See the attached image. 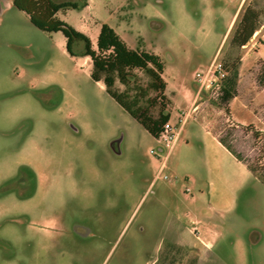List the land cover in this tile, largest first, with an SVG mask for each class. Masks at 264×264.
I'll return each instance as SVG.
<instances>
[{"label":"rangeland","instance_id":"rangeland-1","mask_svg":"<svg viewBox=\"0 0 264 264\" xmlns=\"http://www.w3.org/2000/svg\"><path fill=\"white\" fill-rule=\"evenodd\" d=\"M12 1L0 0V264H150L151 254L158 264H264V34L242 61L250 46L223 40L224 0H88L58 13L92 39L106 25L129 49L141 38L160 57L180 128L165 159L90 79V59L70 57L61 33L38 30ZM251 5L264 24V0ZM215 57L228 70L237 63L227 104L195 79ZM21 165L39 175V190L10 186ZM194 217L210 226L213 247L173 239L188 236Z\"/></svg>","mask_w":264,"mask_h":264},{"label":"trees","instance_id":"trees-1","mask_svg":"<svg viewBox=\"0 0 264 264\" xmlns=\"http://www.w3.org/2000/svg\"><path fill=\"white\" fill-rule=\"evenodd\" d=\"M12 5L24 12L38 30L61 33L70 57H88L91 61L90 79L101 82L105 92L153 138H157L163 125L170 120L167 112L170 101L165 94L166 82L162 76L164 64L158 55L145 50L141 38L137 39L134 50L129 49L113 29L103 25L94 48L86 34L56 17L58 12L82 10L88 0H13ZM260 17V11L250 4L232 35L230 46H245L260 28ZM223 66L227 76L218 100L227 104L236 96L238 69L237 63H233L231 70ZM258 81L264 85L263 62ZM225 147L230 151L228 146ZM23 172L29 174L34 186V173L28 167H21L20 174Z\"/></svg>","mask_w":264,"mask_h":264},{"label":"crops","instance_id":"crops-1","mask_svg":"<svg viewBox=\"0 0 264 264\" xmlns=\"http://www.w3.org/2000/svg\"><path fill=\"white\" fill-rule=\"evenodd\" d=\"M224 1H226V2H225V4H224L223 7H224V9L227 10L228 16H229L228 23H227V27H226V31H225L224 38H223V40H224L225 37H226V35H227V39L225 41V43H226V42L230 41V38L232 36V33L236 29V27L233 29V26H234L237 18H239L238 21H237V25H238V23H239L242 15H243L245 9L251 4L252 0H224ZM245 2H246V5H245V7H244V9L242 11V14L240 15L241 8L243 7V5H244ZM88 7H89V3H88V5L85 8L82 9V11L85 10V9H87ZM58 13L65 14L66 12H58ZM58 13L56 14V17H58ZM78 30L81 31V32H83L84 34H86L90 38L92 45H93V42L94 41L96 42V39H97V36H98L99 31L97 32V36H96V33H95V36L92 39L88 35V29L86 27H84L83 25H80L79 28H78ZM259 31H261V33H262L261 39H260V47L263 44L262 36L264 34V24L262 23L261 26H260V28L254 33V35L249 40V42L245 46H243V47L250 46V48L243 55L242 61L245 59V57L247 55L250 54L251 48L255 45V43H254L255 36H256V34ZM93 47L95 48V45H93ZM259 51H260V49L259 50H256V51H252V52H254L255 54H257V53H259ZM87 58L88 57H86L85 59H87ZM261 62L264 63L263 60H261ZM98 83L101 86H103L101 82H98ZM213 139H214V141L216 142L217 145L219 144L220 146H222L224 148V146L221 144V141L223 139L221 137H219L218 134H216V133L213 134ZM21 166H26V165H21ZM28 168H30V167H28ZM31 170L34 172V174L37 177L36 190H39V188L41 186L40 185L39 175L36 174V172L34 171V169H31ZM215 207H216V203L210 202V204L207 207L206 211L210 214V213H212V212L215 211ZM191 224H192V226L190 228H185V231L188 234L187 237H182V234L184 233L183 232L181 234L180 233L177 234V236H175L173 238V239H176L177 240L178 244L192 246V247L198 248L199 250H202L201 245L203 247H205V248H208L209 246L213 247V245L216 244V241H217L216 236L213 235L211 237L209 235V232H211V228H210V226L208 224L202 222L200 219L195 218V217L191 219ZM205 250H207V249H205Z\"/></svg>","mask_w":264,"mask_h":264},{"label":"built area","instance_id":"built-area-1","mask_svg":"<svg viewBox=\"0 0 264 264\" xmlns=\"http://www.w3.org/2000/svg\"><path fill=\"white\" fill-rule=\"evenodd\" d=\"M226 76L227 72L223 63L218 61L217 57H215L207 68L195 74V79L200 91H205V93H208L211 98L218 100ZM179 130L180 128L177 127V125L171 124L170 121H168L163 125L156 138L162 146L159 150L161 152L166 150L165 159L177 141ZM150 154L155 155V152L150 150Z\"/></svg>","mask_w":264,"mask_h":264},{"label":"flooded vegetation","instance_id":"flooded-vegetation-1","mask_svg":"<svg viewBox=\"0 0 264 264\" xmlns=\"http://www.w3.org/2000/svg\"><path fill=\"white\" fill-rule=\"evenodd\" d=\"M21 167H27V166H20L19 169H18V173L17 175L14 177V182L16 185H12L10 184V186H12V188L16 191H18L17 189L18 188H22V189H25L26 187H29V185H31L32 187H34V189H36V185H37V177L35 175V178H36V182H35V185L33 186L32 182H31V179L29 177V174L26 173V172H23L22 174H20V168ZM30 169V168H29ZM31 170V169H30ZM32 171V170H31ZM33 172V171H32ZM34 173V172H33ZM15 186V187H14ZM18 193V192H17ZM19 194V193H18ZM20 197H24V194H19ZM150 264H158V261H159V257H158V254H151L150 255ZM148 262H146L145 264H147Z\"/></svg>","mask_w":264,"mask_h":264}]
</instances>
